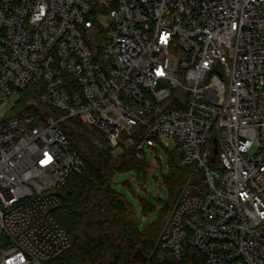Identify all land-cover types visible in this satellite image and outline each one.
I'll use <instances>...</instances> for the list:
<instances>
[{
    "label": "built area",
    "instance_id": "1",
    "mask_svg": "<svg viewBox=\"0 0 264 264\" xmlns=\"http://www.w3.org/2000/svg\"><path fill=\"white\" fill-rule=\"evenodd\" d=\"M74 120L144 170L176 143L164 252L264 264V0H0V264L72 248L54 211L84 165Z\"/></svg>",
    "mask_w": 264,
    "mask_h": 264
},
{
    "label": "trees",
    "instance_id": "2",
    "mask_svg": "<svg viewBox=\"0 0 264 264\" xmlns=\"http://www.w3.org/2000/svg\"><path fill=\"white\" fill-rule=\"evenodd\" d=\"M82 132L66 128L70 150L83 161L81 174H72L61 192V207L54 211L59 226L74 239L72 248L45 264H204L193 252L181 261L165 255L158 245L162 221L168 215L174 198L183 185L184 171L177 152L170 157V173L166 178L170 200L157 223L141 231L133 206L116 192L111 182L117 174L143 172L144 165L136 160L135 146L122 144L114 151L97 133L74 121ZM147 216L153 206L142 201Z\"/></svg>",
    "mask_w": 264,
    "mask_h": 264
},
{
    "label": "rangeland",
    "instance_id": "3",
    "mask_svg": "<svg viewBox=\"0 0 264 264\" xmlns=\"http://www.w3.org/2000/svg\"><path fill=\"white\" fill-rule=\"evenodd\" d=\"M15 100L16 98H13L12 102L14 103ZM74 121L63 124L64 130L66 128H72L76 133L82 135V132L74 125ZM78 122L83 124L81 121ZM86 128L88 129L89 133H97L106 141L105 136H103L98 131L91 129L88 126H86ZM176 148V143L174 141H170L167 148H157L155 152L148 150L146 154V160L147 163L154 166L153 168L151 167L143 172L133 170L130 172L120 173L117 174L111 182L112 188L124 196L133 206L141 231L148 230L151 226L159 221L165 204H167L170 200V193L164 185L163 175L167 177L170 173L169 160L172 153L176 151ZM154 156L161 158V161L159 163L158 161L155 163ZM138 175L140 176V179ZM142 201H145L153 206L152 211H150L147 216L143 213ZM165 219L162 221V223H160L162 227ZM165 255L171 256L169 253H166ZM104 264L109 263L105 262Z\"/></svg>",
    "mask_w": 264,
    "mask_h": 264
},
{
    "label": "water",
    "instance_id": "4",
    "mask_svg": "<svg viewBox=\"0 0 264 264\" xmlns=\"http://www.w3.org/2000/svg\"><path fill=\"white\" fill-rule=\"evenodd\" d=\"M215 153H217V150L215 151Z\"/></svg>",
    "mask_w": 264,
    "mask_h": 264
}]
</instances>
